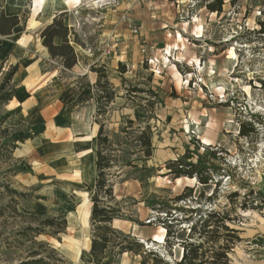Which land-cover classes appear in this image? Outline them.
Segmentation results:
<instances>
[{
    "label": "rangeland",
    "instance_id": "obj_1",
    "mask_svg": "<svg viewBox=\"0 0 264 264\" xmlns=\"http://www.w3.org/2000/svg\"><path fill=\"white\" fill-rule=\"evenodd\" d=\"M59 2L47 0L44 11L65 6L59 11H64L60 14L66 26L69 20L74 24L70 45L82 54V66L95 57L109 62L123 56L117 72L131 73L114 92L121 95L116 102L125 101V109L132 112L131 121L119 127L111 141L116 159L105 178L114 200L98 195L100 205L108 203L120 211L111 228L163 262L175 264L181 244L192 241L189 228L199 227V216L226 213L231 220L227 224L241 239L228 254L229 264H264V241L262 250L253 245L257 226L264 224V0H221L220 12L208 9L216 0ZM35 3L28 0L19 9L22 20L32 18V6L33 15L43 12ZM129 54H136L135 63ZM154 59L160 75L153 73ZM88 70L104 81L99 71ZM16 132L0 128V264H28L40 258L45 264L87 263L83 252L89 249L93 228L92 193L85 186L79 187L78 197L70 192L77 212H70L59 240L46 234L52 230L48 228L27 241L14 237L27 226L40 228L42 220H62L68 204L65 198L53 202L52 194L60 189L56 181L31 184L30 163L7 145ZM142 134L151 144L149 158L141 147ZM17 148H22L19 143ZM187 151L193 154L190 162L208 170L213 184L203 186L196 178L176 179L168 173L167 165L183 160ZM187 188L193 189L192 197L175 202ZM231 193L237 196L228 198ZM187 218L192 221L184 222ZM162 222L170 228L168 241ZM222 243L219 239L215 246ZM206 257L211 260L209 253ZM140 260L123 255L104 264Z\"/></svg>",
    "mask_w": 264,
    "mask_h": 264
},
{
    "label": "crops",
    "instance_id": "obj_2",
    "mask_svg": "<svg viewBox=\"0 0 264 264\" xmlns=\"http://www.w3.org/2000/svg\"><path fill=\"white\" fill-rule=\"evenodd\" d=\"M27 2L25 0L20 8L12 9L7 0H4L5 16L18 17L19 24L10 35H0V79L11 68H16L9 87L14 93L9 101L0 104V118L7 117L0 128L8 132L25 131L32 134L31 139L23 144L19 143L22 148H16L15 152L19 151L18 157L30 163L33 170L31 184H53L56 181L60 189L52 194L53 202L56 203L57 199L68 201L62 215V220L67 221V218L77 212H73L70 201L73 194L70 192L76 193L78 197L79 187L85 186L87 192L92 193L97 183V135L100 127H103L108 140L112 141L119 127L131 121L132 114L125 109V101L116 102L121 100L118 93L114 94L111 106L106 108L105 113L98 114L99 105L95 94L97 77L88 69L92 67L105 70L114 92L121 87L126 74L131 76V73L117 72L118 66L124 63L123 56L110 59L109 62L95 57L87 65L82 66L78 62L71 70L64 69L61 59L52 58L43 46L41 32L64 12L59 10L65 6L44 11L46 0L43 12L39 14L33 15V6L31 7L29 18L35 17V21L28 17L22 20L18 12ZM67 27L74 29L71 20ZM56 43L60 42L56 40ZM130 55L134 58L129 59L130 62L135 63L136 54ZM77 56L80 58L82 54ZM7 69V72L2 73ZM92 206L91 202V210ZM75 223L78 224L76 219ZM255 234L256 242L253 245L262 250L264 224L257 226ZM90 247L91 243L89 249L83 252V256L87 258L85 264L93 262ZM123 255L131 254L119 256ZM119 256L107 254L101 264L106 263L110 257L113 259Z\"/></svg>",
    "mask_w": 264,
    "mask_h": 264
},
{
    "label": "trees",
    "instance_id": "obj_3",
    "mask_svg": "<svg viewBox=\"0 0 264 264\" xmlns=\"http://www.w3.org/2000/svg\"><path fill=\"white\" fill-rule=\"evenodd\" d=\"M4 0H0V35H10L14 27L19 24V18L16 16L6 17L3 10ZM221 0H216V4L208 6L211 12L221 11ZM62 15L55 17L51 24L46 26L41 32L42 44L47 49L52 58L61 59L62 67L66 70H71L78 62L79 59L75 49L71 44L70 38L74 36L72 30L69 29L63 22ZM56 40L60 43L57 44ZM91 70L99 71L103 82L98 80L95 84V94L98 101V114L103 115L106 108L114 99V91L108 82L106 72L102 68H90ZM16 68H11L0 81V104L9 101L14 93V90L10 89V80L13 77ZM6 116L0 118V126L6 120ZM3 132L8 133L7 130ZM244 135L243 132H240ZM143 135L140 137L141 147L144 151L145 157L151 156L150 149L151 144L149 139L143 141ZM32 138V134L29 132H16L9 136L7 139V145L10 147L11 152L17 148V144H23L25 141ZM97 176L98 180L95 188L92 192L91 202L92 210L90 217V224L92 229L90 255L93 259L91 264H101L106 255L119 256L122 254H131L141 258L140 264H149L148 260L152 259L154 264H167L158 259L157 256L145 251L143 245L132 241L129 238L122 237L117 234L116 230L111 228L114 218L119 216V209L113 206H109L108 203L102 204L98 195L103 193L110 200H114L112 186L106 180V172L110 171L113 166V162L116 159L115 151L111 150V141L104 135L103 127L101 126L97 135ZM107 149V150H104ZM212 155H215L214 153ZM193 156L190 152H186L183 160L174 161L167 165V171L170 175H173L176 179L184 177L193 179L196 178L200 185L206 186L213 184V177L208 174V170L201 166L199 162H190V158ZM216 186L219 184L215 183ZM90 191V190H88ZM193 189L187 188L186 192L181 196L175 198V202H181L186 199H190ZM9 193H14L9 191ZM212 196V195H211ZM211 196L209 198H211ZM237 193H231L228 198L236 197ZM0 208V215H3ZM190 211V210H188ZM195 214L197 210H192ZM34 219V217H30ZM191 218H187L184 222H191ZM231 222L228 214H218L215 212L203 213L199 216V227L191 225L189 233L191 234V242H185L181 244L182 255L178 262L175 264H229L228 254L231 253L233 246L239 243L241 239L237 236V230L230 227L227 223ZM213 223L215 228L210 229ZM40 228H33L32 226L25 227L22 231L15 233V238L21 241H27V238L33 235H40L46 232V228L52 229L46 234L56 238L60 233H64L67 228L66 220H56V218L45 219L39 222ZM161 225L166 230L165 239L168 241L169 225L162 222ZM197 231V232H196ZM222 239L223 243L215 246L217 240ZM59 240V239H58ZM43 247V244L39 245ZM211 255V260L206 256ZM33 255H36L33 253ZM28 264H45L43 259L32 261Z\"/></svg>",
    "mask_w": 264,
    "mask_h": 264
},
{
    "label": "bare ground",
    "instance_id": "obj_4",
    "mask_svg": "<svg viewBox=\"0 0 264 264\" xmlns=\"http://www.w3.org/2000/svg\"><path fill=\"white\" fill-rule=\"evenodd\" d=\"M24 1L25 0H7V2H8V5H9V7L10 8H14V9H16V8H19V7H21L22 5H23V3H24ZM45 1L46 0H35V7H37V8H39V9H41L42 10V8L44 7V5H45ZM59 1H61V0H58V2ZM35 13H36V11H35ZM84 174V173H83ZM263 178V177H262ZM264 186V185H263Z\"/></svg>",
    "mask_w": 264,
    "mask_h": 264
},
{
    "label": "built area",
    "instance_id": "obj_5",
    "mask_svg": "<svg viewBox=\"0 0 264 264\" xmlns=\"http://www.w3.org/2000/svg\"><path fill=\"white\" fill-rule=\"evenodd\" d=\"M106 53H107V55L110 53V49L108 47L106 48ZM157 63H158V60H155V59L150 61V64L155 66V68H156V70L153 73L156 74V75H160L159 67L156 66ZM149 223H151V222H149ZM145 247H146V249L149 250L147 245H145Z\"/></svg>",
    "mask_w": 264,
    "mask_h": 264
}]
</instances>
